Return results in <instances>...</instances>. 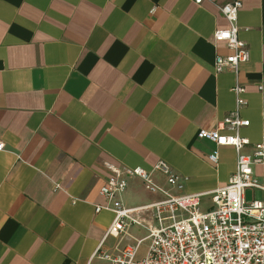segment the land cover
I'll list each match as a JSON object with an SVG mask.
<instances>
[{"label": "crops", "instance_id": "1", "mask_svg": "<svg viewBox=\"0 0 264 264\" xmlns=\"http://www.w3.org/2000/svg\"><path fill=\"white\" fill-rule=\"evenodd\" d=\"M228 1L0 0V264H104L96 251L115 256L138 241L141 259L148 231L125 223L112 235L113 213L95 209L116 201L140 209L164 196L126 178L107 202L99 191L108 164L149 172L165 162L184 188L153 173L155 184L199 194L201 210L213 209L209 193L227 185L236 152L197 134L235 110L236 83L249 122L239 131L250 142L243 152L264 136V0H240L249 60L236 78L213 69L230 53L212 38L227 27L215 4ZM245 197L264 201L257 191ZM133 217L156 226L151 210Z\"/></svg>", "mask_w": 264, "mask_h": 264}, {"label": "built area", "instance_id": "2", "mask_svg": "<svg viewBox=\"0 0 264 264\" xmlns=\"http://www.w3.org/2000/svg\"><path fill=\"white\" fill-rule=\"evenodd\" d=\"M204 0H193L201 5ZM227 27L212 34L214 43L224 42L230 53L216 56L214 73L229 69L235 76L239 66L249 60V50L238 37L237 17L241 9L240 0H229L223 5L215 4ZM262 90V86L258 87ZM232 92L235 96V110L226 116L217 129L198 131V138L214 143L217 147H231L236 152L235 171L225 187L209 193L213 209L201 210V195H171L155 184L153 173L164 177L168 187L181 192L187 179L179 176L162 161L157 162L149 172L140 167H116L108 164L109 177L99 194L107 201H114L126 188V178H138L146 191L160 193L163 200L140 209H124L116 201L113 207H96L95 212L110 211L114 221L109 229L112 235L124 231L125 223L148 231L149 245L145 255L137 259L141 241L135 246L125 247L118 255L109 256L96 251L94 257L104 264H264V201L247 200L246 191L264 193V174L256 178L255 166L264 167V136L252 146V152H243L250 145L248 139L240 136L241 128L249 122L239 117V109L246 105L245 89L236 83ZM3 145L0 143V151ZM208 161L216 165L218 155H209ZM57 188V186H56ZM151 210L156 226L133 217L138 211ZM146 227V228H145Z\"/></svg>", "mask_w": 264, "mask_h": 264}, {"label": "rangeland", "instance_id": "3", "mask_svg": "<svg viewBox=\"0 0 264 264\" xmlns=\"http://www.w3.org/2000/svg\"><path fill=\"white\" fill-rule=\"evenodd\" d=\"M248 199H249V197H248ZM142 248L144 249L145 248V245H143Z\"/></svg>", "mask_w": 264, "mask_h": 264}]
</instances>
